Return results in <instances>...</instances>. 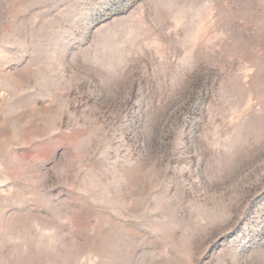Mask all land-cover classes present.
Here are the masks:
<instances>
[{"label": "rangeland", "instance_id": "1", "mask_svg": "<svg viewBox=\"0 0 264 264\" xmlns=\"http://www.w3.org/2000/svg\"><path fill=\"white\" fill-rule=\"evenodd\" d=\"M0 264H264V0H0Z\"/></svg>", "mask_w": 264, "mask_h": 264}]
</instances>
